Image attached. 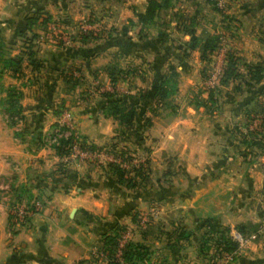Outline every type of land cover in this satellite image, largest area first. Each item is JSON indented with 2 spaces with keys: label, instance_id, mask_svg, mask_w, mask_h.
Instances as JSON below:
<instances>
[{
  "label": "rangeland",
  "instance_id": "374dc122",
  "mask_svg": "<svg viewBox=\"0 0 264 264\" xmlns=\"http://www.w3.org/2000/svg\"><path fill=\"white\" fill-rule=\"evenodd\" d=\"M39 1L44 6L38 9L44 10L42 12L44 15L46 13L49 19L45 24H41L39 19L43 16H36L37 19L29 26L25 24L24 17L29 16L33 10H30L27 4L19 5L17 0L15 2L11 0L9 3L12 4L11 6L2 7L0 21L6 22L9 28L0 31V134L2 135L0 146L5 143L15 145L14 138L11 140L8 138V142L3 139L5 132L7 134L11 132L12 136L23 139L17 140L22 144L20 145L22 151H18L17 154H50L41 150V147H51L50 150L54 151L52 154H64L59 161H55L57 163L45 162L44 171L53 165H56L55 169L61 173L65 170L72 171L83 165L94 164L110 175H114L107 163L111 161L127 170L125 178L133 175L134 183H141L149 178V157L145 155L149 153V144H142L138 148L132 144L133 136L141 138L142 135L140 127L134 133L136 129L133 125L139 123L143 127L149 121V114L154 115L160 112H163L168 120H174L182 106L184 115L199 116L204 121L200 129L202 135L206 133L209 124L213 127L215 124L218 125L217 129L222 133L221 136H226L227 142L235 144V149H231V153L227 154H251L250 159L254 154L264 153L262 124L264 86L255 85V82L249 79L245 73L243 61L249 57V54L250 56L260 55L261 50H264V0H166L164 6L155 10L150 20L143 19L141 22L135 15L138 13L137 10L143 8L146 0ZM191 33L199 40L209 36L210 49L202 50L199 43L192 46L195 41L191 40ZM46 47L54 50L49 62L41 61L45 54L43 48ZM62 49L64 52L61 51ZM70 53L73 56L70 57L68 55ZM79 54L89 57L88 64L98 66V69L94 70L96 73L91 71L93 67L80 70L77 66L81 62L70 59ZM229 55L237 59L239 75L222 79L220 73ZM17 57L20 58V62L14 67L15 63L11 60ZM81 71L83 75H87V80L77 88L74 97H71L70 90L76 84V80L83 76ZM44 72H50V81L47 82L50 87L44 86L49 92H45L41 100H51L54 104L50 105L48 111V120H52L50 121L52 128L42 133L41 127L32 126V122L43 112L34 113L33 110L22 112L20 108V112L9 115L4 106L5 89L8 86L17 88L16 84L10 83L12 77L21 78L22 85L27 86L31 92L32 88H36L35 85H40L42 80L39 78L43 79ZM101 72L106 74L107 81L110 83L109 87H104L105 81L95 82L97 77L103 80V77L99 76ZM160 88H164L167 92L163 97L158 95ZM209 89L212 94L210 97ZM109 90H112L113 97L125 99L128 103L134 104L135 109L140 108L135 110L136 123L132 120L129 126H122L118 124L117 115H110L112 99L104 95ZM96 92L97 95L94 94ZM95 97L99 105H95L91 111L96 113V109H99L96 120H101V125L106 127L104 135L97 136L96 140L81 133L76 124V112L80 111L78 101L89 102ZM231 97L235 103L229 107ZM17 100L20 104L19 98ZM187 105L193 109H188ZM127 106L122 105L123 108ZM146 109L149 110L147 116ZM64 110L70 114L71 127L65 126L61 129L64 125H61L59 120L64 119L62 117ZM10 127H13L11 131ZM189 129L193 127L190 126ZM30 132L34 133L33 137ZM127 133H131L128 135L129 138ZM71 135L70 140L63 145L65 151L60 153L52 147V144H58L60 137L65 139ZM80 142L84 144L81 145ZM204 145L209 143L201 141L199 149L201 150ZM85 148L91 150L89 154L93 155L90 158L84 160L65 158L67 154H78ZM185 148L188 152L189 146ZM173 153H168V166L173 165L172 159L175 157L171 155ZM0 154H2L1 151ZM227 154L223 161L227 159ZM120 158L123 161L121 163L117 162ZM35 162L36 164L44 163L37 157ZM214 162L215 167L225 164L219 159H214ZM138 163L140 165L142 163V167H137L138 173L134 175L133 168H136ZM7 182L5 187L7 189L11 187L13 199L5 196L3 200L6 201L7 216L10 217L14 216L11 210L14 211L17 206H23V208L26 206L25 209L29 211V215L39 211L42 201L51 193L45 189V185L41 191H28L19 185L16 188L13 187L14 182L11 180ZM263 185L264 182L260 192L264 201ZM15 195L18 196L15 197ZM251 209L252 212H257L260 218L251 234H254L252 237L260 236L264 233V209L260 205L258 208L253 205ZM138 210L140 212L135 213L134 223H128L119 234L115 252L119 249L120 253L126 241L137 238L150 221L161 223L164 228H171L168 220L163 221L162 210L158 207L147 206ZM143 214L147 220L140 222L139 216ZM29 215L20 223L14 221V224L16 226L24 224ZM212 220L215 227L213 230L208 229L210 239L204 242L208 251H199L198 244L196 245V264L214 263L216 258L219 259L222 254H225L220 255L223 249H218L221 247L218 245L221 239L217 230L226 228L229 235L234 231H243L242 223H235L228 227L220 223L216 215L212 216ZM206 228L207 226L203 225L202 230L205 231ZM174 233L169 235L167 243L163 242V247L172 246ZM171 240H173L172 243ZM160 244V242L153 243L157 246ZM188 245L193 243L188 242ZM99 246L94 253L104 256L105 252ZM185 254H187L185 259L188 264L193 254L191 252ZM167 255L165 260L168 258ZM173 256L171 254V258ZM165 260L158 264H166ZM225 264H230L229 259Z\"/></svg>",
  "mask_w": 264,
  "mask_h": 264
},
{
  "label": "crops",
  "instance_id": "0c3cea01",
  "mask_svg": "<svg viewBox=\"0 0 264 264\" xmlns=\"http://www.w3.org/2000/svg\"><path fill=\"white\" fill-rule=\"evenodd\" d=\"M10 2L11 0H0V15L4 5H12L9 4ZM17 2L20 3L19 5L27 4L30 10L44 6L39 0H17ZM144 6L137 12H142ZM5 23L0 21V31L9 28ZM43 49L45 54L41 61H51L54 50L49 47ZM61 51L64 52V49ZM261 51L260 55L249 54V57L243 61L246 64L261 66L262 74L255 85L264 86V50ZM68 55L73 56L71 53ZM88 58L79 54L70 59L81 62L77 66L80 70L93 67L91 71L96 73L94 70L98 69V66L88 64L90 63ZM80 73L83 75L82 71ZM49 75L50 72L42 73L45 80L40 77L39 80H42L40 85H35L36 88H32L31 92L27 86L22 85L21 78L15 76L10 80V83L16 84L20 89L19 102L22 112L30 110L34 113L43 112L40 117L37 115L36 120H32V126L41 127L42 133L52 128L50 125L52 120H48V111L54 102L41 100L45 92H49L44 88V86L50 87L47 84L50 81ZM99 76H102L103 80L97 77L95 82L105 81L104 87H109L106 74L101 72ZM86 80V74L76 80V84L70 90L71 97H74L77 88ZM94 94L97 95V92ZM229 100H231L229 107H232L235 100L232 97ZM78 102L80 111L76 112L77 128L81 133L96 140L97 136L104 135L106 131V127L101 125V120H96L99 109H96V113L91 111L99 103L96 97L89 102L81 100ZM187 106L188 109H193ZM182 108L181 106V111L176 114L174 120H168V117L160 112L149 114V121L143 127L139 123L133 125L136 129L134 133L140 127L142 135L141 138L133 136L132 144L136 148L142 144H149V153L145 155L149 157L150 167L149 178L133 186L117 181L114 175L94 164L61 173H58L55 169L56 165H53L44 171L45 162L57 163L55 161H59L62 156L52 154L54 151L50 150L51 147H41V150L50 154H17L18 151H22L20 147L22 144L19 141L23 139L12 136L11 132L10 134L5 132L4 141L8 142L14 138L16 143L14 146L8 143L0 146L2 153L0 154V264H108L103 255L94 253L101 244V232L113 224H125V227L128 223H134L133 219L138 209L147 206L161 209L163 221L168 220L171 228H164L161 223L150 221L146 229L142 230L137 238L132 239L147 247L145 257L136 264H158L160 261L163 263L167 254L166 264H187L185 259L187 252L193 254L188 264H196V245L203 231L201 220L214 215L220 223L228 227L235 223L244 224L241 227L243 231L239 232L240 239L236 240L237 248L230 252V264H264V233L256 237L250 236L260 220L259 214L252 212L251 207L254 205L258 208L260 205L264 209L260 192L264 182V153L254 154L250 159L251 154H227L231 153V149H235V144H230L226 136H221L222 133L217 129L218 125L215 124L213 127L209 124L206 133L202 135L200 129L204 121L199 116L184 115ZM148 113L149 110L146 109L145 115L147 116ZM136 121L134 120L135 123ZM118 124L124 126L120 122ZM190 126L193 129H189ZM11 128L13 127L9 128L10 131ZM30 134L33 137L34 133L30 132ZM128 135L131 133H127L129 138ZM0 137L2 138L1 134ZM201 141L209 145H204L200 150L198 146ZM187 145L188 152L185 148ZM169 152L175 155L171 166H168ZM225 154L227 159L223 161ZM36 157L44 163L36 164ZM214 159H219L225 164L227 160V165L215 167ZM8 180L14 182L15 188L19 185L28 191H41L45 185V189L51 192L42 201L39 211L33 212L28 220L19 226L10 224L6 201L3 200L5 196L12 198L11 187L8 189L5 187ZM180 228L190 229L192 233L187 239H178L172 246L163 247V242L167 243L169 235L175 232V237ZM154 242L161 244L153 245ZM188 242L193 245H188ZM171 254L174 255L173 258ZM120 264L131 263L121 261Z\"/></svg>",
  "mask_w": 264,
  "mask_h": 264
},
{
  "label": "trees",
  "instance_id": "16d2710c",
  "mask_svg": "<svg viewBox=\"0 0 264 264\" xmlns=\"http://www.w3.org/2000/svg\"><path fill=\"white\" fill-rule=\"evenodd\" d=\"M166 0H163L162 2H160L159 0H146L145 6H144V10L142 12H138L136 14L137 18L139 19L138 21H142L143 19H148L150 20L154 14H155V10L164 6V4ZM44 10L41 9H34L33 11L30 12L29 16H25L24 20H25V24H27L28 26L31 24V22H34L37 18L36 16H43V17H39L41 24H45L47 23V21L49 19H47V14L42 12ZM139 24V23H138ZM191 36V40L195 41L192 43V46L197 45L199 43L200 47L202 48V50H208L210 49L208 47L209 42L211 41V38L205 37L202 40H199L196 36H194V34H190ZM13 63H15L14 67L17 66L20 62V58H14V60H11ZM29 61H31V59L29 58ZM8 64V63H7ZM237 67H238V61L237 59H235L234 56H227V60L225 61V63L223 64V68L221 70L220 76L222 79H229V78H233L237 75H239L237 73ZM244 67H245V73L246 75L249 77V79L252 82H257L262 74V68L260 65L258 64H246L244 63ZM76 80V79H75ZM209 97L212 95L211 94V90L209 89ZM167 94L166 90L164 88H160L158 91V95L160 97H163ZM21 92L17 89L14 88L13 86H8L5 89V110L7 112H9V115H11L12 113H16V112H20V104L18 103V98L20 97ZM106 97L108 99H112L111 100V106H110V115H117V120L125 125V126H129L134 114H135V106L132 103H128L127 101H125V99H121V98H117V97H113V92L112 90H109L107 92H105ZM122 105H128L127 107L123 108ZM264 117V116H263ZM262 124L264 127V118L262 119ZM65 126H62L61 129H63ZM71 136H68L65 139H62L61 137L58 139V144H52V147L57 151V152H63L65 150L64 146L66 144V142H68L70 140ZM57 138V137H56ZM79 144H84L82 142H80ZM258 144V143H257ZM63 146V148H62ZM59 156H62L64 154H58ZM122 159V158H121ZM111 168V170L114 172L113 174L115 175V178L117 179V181H121L124 182L125 185L127 186H133L134 183V177L132 176H128V178H125V172L127 170H125V168H123L122 166H120L118 163L116 162H107ZM137 167H142V163L140 165V163L136 164V168L134 169V175H136V173H138ZM264 188V185H263ZM18 195H15V197H17ZM19 199V198H18ZM9 217V222L10 224H14L15 221V217L14 216H8ZM211 221V222H210ZM212 216H207L205 217L202 222L201 225H206L207 228L205 231H202L199 241H198V250L205 252L208 251L206 249V246L204 245V242H206L207 240L210 239V237L208 236V229L213 230L214 226V222H212ZM123 227L120 224H113L111 226H109L107 229L103 230L101 232V244L99 246V248L104 250V257L107 260L108 264H120L121 261H129L131 264H136V262L138 260H141L143 257H145L146 253H147V247L146 245H144L143 243L137 242V241H132V240H128L125 242L124 246L120 249V253L115 256V249H116V244H117V238L119 236L120 233H122L123 231ZM223 228V227H222ZM219 231V239H221V242H218V245H220L221 247H219L218 249H223L220 252V255L222 253H229L232 250H234L237 246V241L231 237V235L227 234V229L223 228V230H217ZM192 233V230L190 229H183L180 228L177 232V234L174 237V241H178V239H187L188 236ZM207 245V244H206ZM213 263V262H212ZM211 263V264H212Z\"/></svg>",
  "mask_w": 264,
  "mask_h": 264
},
{
  "label": "built area",
  "instance_id": "2783aa9c",
  "mask_svg": "<svg viewBox=\"0 0 264 264\" xmlns=\"http://www.w3.org/2000/svg\"><path fill=\"white\" fill-rule=\"evenodd\" d=\"M62 117L64 119H62L61 121L59 120V123L61 125L66 126V127H71V125H70V114H69V112L67 110L63 111ZM53 138H54V136H53ZM89 153H91V150H87L85 148V149H82L81 151H79L78 154H67L65 156V158H68V159L75 158V159H79V160H84V159L90 158L93 155V154H89ZM117 162L121 163L123 161L120 158L119 160H117ZM25 208H27V207L24 206V208H23V206H17L16 209H14V211L11 210L12 212H14V217H15V222L16 223L22 222L25 219V217H27L29 215V211L26 210ZM263 218H264V213H263ZM146 220L147 219L145 217V214L139 216V221L140 222H145ZM231 235L236 240L240 239L239 232H237V231L232 232ZM253 235L254 234H251V236H253ZM118 253H119V249L116 250L115 255H118ZM229 257H230V253L222 254L220 256V258L219 259L216 258L214 263H212V264H225L226 261L229 259Z\"/></svg>",
  "mask_w": 264,
  "mask_h": 264
}]
</instances>
